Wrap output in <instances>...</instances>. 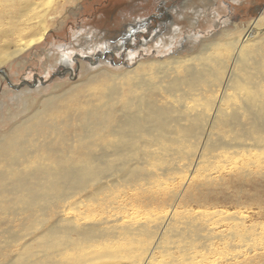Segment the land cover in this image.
<instances>
[{
  "label": "bare ground",
  "instance_id": "1",
  "mask_svg": "<svg viewBox=\"0 0 264 264\" xmlns=\"http://www.w3.org/2000/svg\"><path fill=\"white\" fill-rule=\"evenodd\" d=\"M66 1L0 0V88L12 89L3 87V98L34 105L30 97L43 81L14 85L8 71L23 69L26 53L46 41ZM139 29L124 33V47H109L135 49L130 41ZM212 37L187 57L139 61L116 73L101 67L97 76L89 71L91 78L73 90L41 96L0 135V225L19 223L16 232H2L0 264H264L263 222L201 210L195 195V206L180 196L179 186L207 157L219 160L203 177L210 185L226 183L219 174L225 169L235 178H264V9ZM59 57L53 70L72 68L65 64L70 58ZM86 67L79 61L72 79ZM63 100L78 102L74 116L45 121ZM242 150L247 167L221 164L223 154ZM236 193L241 199L243 187ZM263 215L258 203L256 216Z\"/></svg>",
  "mask_w": 264,
  "mask_h": 264
},
{
  "label": "rangeland",
  "instance_id": "2",
  "mask_svg": "<svg viewBox=\"0 0 264 264\" xmlns=\"http://www.w3.org/2000/svg\"><path fill=\"white\" fill-rule=\"evenodd\" d=\"M63 7L64 12L62 13ZM262 9H264V0H67L59 8L58 22L46 36V41L26 53L24 59L26 63L21 69L22 71H17V68L8 71L12 75L11 81L14 85H20L24 80L34 83L40 78L43 79V82L48 81L41 84L44 86L41 87V92L30 97V100L34 101L32 107L31 101L25 105L23 102H12L7 98H3L1 96L3 87L11 89L8 83L3 84V87L0 88V135L7 133L18 123H21L27 114V108L37 107V101L41 96L49 97L71 91L77 84L88 81L92 74L97 76V71L101 67H106L116 73L134 69L139 61L146 62L155 58L165 60L172 56H190L192 52L189 51L193 50L195 52L198 45L203 41L204 43L208 42L215 34L230 30L236 24H245V22L247 24L249 21L258 18ZM131 27L140 28L139 32H141L136 33L135 37L132 38L133 41H130L131 44H137L135 49L134 47L125 48L126 50L124 48L120 50L108 48L107 45L114 43L117 44V47H121L120 41L124 37L123 31L133 30ZM141 41L149 42L147 45H140ZM86 45L90 48L84 47ZM96 46H99V49L103 52L106 49L110 51L107 59H99V61L92 64L87 60V57H90V53L94 51L92 48ZM67 51V54L70 53L68 57L73 61L71 65L73 69L77 66L78 61H83L87 67L81 69L82 71L73 79L62 74L58 78L59 81L51 83L50 81L54 79V73L57 72L53 70L54 65H57V67L60 65L56 61H60L59 56L61 55L65 57ZM170 51H173L172 54ZM111 53L115 58L109 55ZM125 55H130L129 59L133 58L132 62H121L122 58L120 56ZM55 79H57V76H55ZM45 88L47 90L42 91ZM3 104L5 105L2 106ZM77 105L78 102L59 101L58 109L49 117H46L45 121L60 122L66 117H73ZM21 112L23 114L21 117L20 115L17 117L19 118L17 121L8 120L10 115ZM226 135L227 133L224 134L223 141L230 142L231 135L229 137H226ZM204 160L207 164L199 167L201 168L200 172L195 171L196 175L191 176L185 186H179L181 198L191 202L192 206H195V202L199 201L200 206L196 208L201 210H226L233 214L240 212L239 214L251 218L250 223L254 219L264 224V215L261 219L256 216L258 203L264 206V178L255 173L247 178L243 176L235 178V171L225 169L220 170L219 174L225 176L226 183L220 185L216 179V182L210 185L203 177L208 171L215 172L219 160H213L209 157ZM249 160L250 156L247 150H242L237 151V154H223L221 164L234 168L235 163H237L247 167ZM195 161L193 160V163H191L190 169L194 168ZM187 163V161L181 162L178 168ZM252 170L257 172L259 168L255 166L252 167ZM187 174L189 175V173ZM181 176L176 175V182L180 181ZM166 179H171V177H164L162 181ZM151 181H154V179H151ZM228 183L229 185H227ZM240 186L244 189V193L240 194L241 199L236 193ZM121 193L122 191H118L117 194ZM191 194L195 195L197 201L192 200ZM201 195L206 198L199 199L198 196ZM172 200L178 201L180 197H172ZM156 206L154 205V207ZM79 209L81 211L85 210L83 207H79ZM68 211L71 215L76 214L73 209ZM18 226V222L12 225H0V241L4 239L2 235L4 230L12 227V230L16 232ZM111 250L119 251V246H113ZM122 261L113 262V264H119Z\"/></svg>",
  "mask_w": 264,
  "mask_h": 264
},
{
  "label": "flooded vegetation",
  "instance_id": "3",
  "mask_svg": "<svg viewBox=\"0 0 264 264\" xmlns=\"http://www.w3.org/2000/svg\"><path fill=\"white\" fill-rule=\"evenodd\" d=\"M131 28H133V27H131ZM124 32H125V30L123 31V34H124ZM141 33V32H140ZM103 37V36H102ZM123 37V36H122ZM105 41H107V40H105ZM120 41V40H119ZM120 43H121V41H120ZM116 44V43H115ZM118 44H119V42H118ZM108 46V48H110L109 47V45H107ZM123 46V45H122ZM84 47H89L90 48V46H84ZM98 48H92V50H94L92 53H90L91 55H90V57H87L88 59L87 60H89L92 64L93 63H96L95 61H99V59H107L108 58V53H109V49H106L105 50V52H103V51H101L99 48V46H97ZM124 47V46H123ZM83 49H85V48H83ZM68 53V51L66 52V55H65V58L66 59H68L69 57V54H67ZM92 54H93V56H92ZM71 60V59H70ZM83 60H85V59H83ZM79 62V61H78ZM78 62H77V66L74 68V69H72V68H69V67H67V69H61V67L60 68H57L56 69V73H54V77L55 76H58V75H60V76H62V74H66L67 72H68V74H69V76L70 77H72V75H76L77 74V72H78ZM73 63V61L71 60L70 61V63H67L66 61H65V64L67 65H69V64H72ZM39 80H36V81H34V83H31V82H29V81H25V83L23 82L22 84H20V86H23V85H25V84H29V85H31L32 87L33 86H35L36 87V84H37V82H38ZM40 81H43V79H41L40 78ZM47 82V81H46ZM46 82H43V84L44 83H46Z\"/></svg>",
  "mask_w": 264,
  "mask_h": 264
}]
</instances>
